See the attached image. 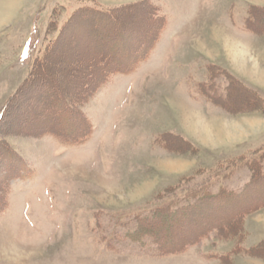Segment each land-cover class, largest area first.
Here are the masks:
<instances>
[{
    "label": "rangeland",
    "instance_id": "374dc122",
    "mask_svg": "<svg viewBox=\"0 0 264 264\" xmlns=\"http://www.w3.org/2000/svg\"><path fill=\"white\" fill-rule=\"evenodd\" d=\"M263 16L264 0H0V264H264ZM119 31L141 57L124 72L100 39ZM51 88L81 140L44 132ZM199 197L159 240L224 219L232 235L159 255L138 233Z\"/></svg>",
    "mask_w": 264,
    "mask_h": 264
},
{
    "label": "trees",
    "instance_id": "16d2710c",
    "mask_svg": "<svg viewBox=\"0 0 264 264\" xmlns=\"http://www.w3.org/2000/svg\"><path fill=\"white\" fill-rule=\"evenodd\" d=\"M251 7H253V6L250 5V7H248V8H251ZM250 14H251V12H250ZM251 15H253V14H251ZM253 21H256V20H253ZM107 28L108 27H106L105 29H107ZM101 31L103 32V30H101ZM104 32H107V31H104ZM118 33L119 34L116 33L115 35L114 34L106 35V33H101L100 39H102V40L105 39L103 42H104L105 46L108 48V50L111 52V54H109V52L107 51V54L105 55L107 62L110 60L113 63V65H111V66H109V64H108V67H111L112 71L124 72V71H127L126 70L127 68L122 69L119 66L120 65L119 62H122L121 60L126 59L128 57V60L131 59L133 62H137V61L141 60V57L136 58L134 56L130 57L128 55L127 56H120V53H122L125 50L124 47L129 46V45L127 43H124V42L122 43L120 41L121 40L120 36H122V35H121L120 31ZM112 39L114 41H112ZM148 47L149 46L144 47V48L147 49ZM144 48L141 51H144ZM103 52L104 51L102 50L101 51L102 55H103ZM135 53L137 54L138 51L137 52L135 51ZM211 76H210V79H211ZM230 79H232L229 81L230 84H231V81L234 82L235 84H239V85L241 84L238 80L233 79L232 77ZM230 84L225 86L226 90L222 95H225L227 93V90L230 87ZM242 84H241V86H242ZM48 85H49V83H48ZM49 87H52V86H49ZM204 87H208V88L212 87L214 89H217V86L213 87V84H210V83L205 84V85L200 84L199 89H202V92L201 91L200 92L204 95L207 94V91L204 89ZM242 88L247 89L248 91H252V89H253V88H250V87L245 86V85ZM210 95H212V96H209L206 98H209L213 104H217V105L222 106L221 95L215 96L213 93H211ZM46 97H50V98L47 100V104H45V106H44V113L46 112V115L42 118V119H46V124L49 123L47 126H44V128H43L45 130L44 131L45 133L51 134V135L55 136L56 138H59L63 141H71V142L79 141V140H81L82 137L87 136L86 134L89 131L88 126L86 127V130H85V133H83L84 134L83 136H82V133H77L74 131V128L72 127L74 124L73 120H76L77 122H79V124H81V120L77 116L75 111H73L74 109L67 102H63V100H62L63 96L60 95L58 90H56L55 88H51V90L48 92ZM256 97H259V96H256ZM218 99H220V100H218ZM257 99H258V105H260L261 101H263V100L261 98H257ZM73 117H74V119H73ZM52 122H54V124H52ZM249 182H247V184H250ZM244 189H242V190L244 191ZM238 195H242V193H240ZM225 196L226 195H224L222 197H225ZM210 197H212V199L216 198L217 200H220L221 196L220 195H214V196H210ZM233 197H235V196H233ZM201 198L202 197L197 198L199 201L194 200V201L188 203L189 205L186 203L185 205L181 206L179 209L172 210V211L166 210L165 208H162L161 210L156 209L155 211H153L154 213H152V215L150 216V218L152 217V221H151V219H148L149 217L142 219V223H140L138 226V228H139L138 233L142 232V233H145L146 235L148 234V236L154 235L155 240H153V243L156 246V250L159 253V255H167V254H170V252L172 253L174 251L176 252L178 250H181L190 242L196 241L197 239L205 236L209 231H212V230L216 231L219 235L221 234L222 236L227 235L228 233L230 234V231L233 229L232 223L230 224L229 223L230 221H227V219H224V220L220 221V223H219V224H222V227H219L220 225L218 226V224L215 223V224L209 225L208 231L205 230L207 227H203V229L202 228L198 229L197 230L198 232L194 236H192V239L189 238L188 240H184L182 242L183 245L180 244L179 246H176V244H175L173 246L170 241H169V243H167V241L164 239L161 241L159 240L160 236L155 235V233L160 232L158 230V228H159L158 225H160V227H161V225H162L161 223L165 221V217L171 218L172 222H169L168 228L172 229L173 224L175 223V221L178 220V218L180 220H183V222H185V220H187V219H190V214L188 211L190 210V208H192V207L195 208V206H198L199 204L203 203L206 200V197H204L203 199H201ZM207 198H208V196H207ZM222 201L224 202L223 204L226 203L225 202L226 199H223ZM167 211L170 214H168ZM238 216H237V218L235 217L234 220H237L238 218L240 219L241 216H239V217ZM159 219L162 221L159 222L158 221ZM210 220H212V219H210ZM210 220L207 219V223H205V224L211 223L212 221H210ZM220 228H223L222 231ZM134 233H136V232H134ZM138 233H136L137 235L134 238L138 237ZM230 235H232V232Z\"/></svg>",
    "mask_w": 264,
    "mask_h": 264
},
{
    "label": "bare ground",
    "instance_id": "6f19581e",
    "mask_svg": "<svg viewBox=\"0 0 264 264\" xmlns=\"http://www.w3.org/2000/svg\"><path fill=\"white\" fill-rule=\"evenodd\" d=\"M125 11V10H124ZM261 16V15H260ZM264 17V16H263ZM235 54V53H234ZM237 55H239V54H237ZM233 98V97H232ZM236 98V97H235ZM240 99V98H239ZM241 101H242V99H241ZM231 103V102H230ZM238 103V102H237ZM240 106V105H239ZM236 110V109H235Z\"/></svg>",
    "mask_w": 264,
    "mask_h": 264
}]
</instances>
